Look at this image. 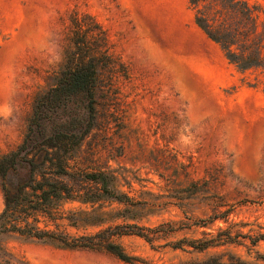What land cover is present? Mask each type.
I'll use <instances>...</instances> for the list:
<instances>
[{"label": "rangeland", "instance_id": "1", "mask_svg": "<svg viewBox=\"0 0 264 264\" xmlns=\"http://www.w3.org/2000/svg\"><path fill=\"white\" fill-rule=\"evenodd\" d=\"M75 13L91 16L106 31L128 75L119 76L111 91L103 78L99 122L69 165L114 172L121 190L148 202L151 211L140 224L170 228L152 243L138 236L118 242L151 264L212 254L226 260L228 252L264 264V240L252 245L247 237L264 233V71L241 72L228 63L195 25L186 0H0V154L21 143L35 97L55 82ZM191 183L203 184L207 193L190 195ZM217 195L218 208L228 214L210 220ZM3 206L0 190V212ZM114 206L106 203L103 210ZM63 209L91 208L66 202ZM108 224L67 229L92 234ZM223 230L240 234L239 243L214 242L203 252L174 247L181 239H216ZM0 239L29 264H127L105 251L69 250L16 235Z\"/></svg>", "mask_w": 264, "mask_h": 264}, {"label": "trees", "instance_id": "2", "mask_svg": "<svg viewBox=\"0 0 264 264\" xmlns=\"http://www.w3.org/2000/svg\"><path fill=\"white\" fill-rule=\"evenodd\" d=\"M193 21L204 35L218 45L228 63L238 71H264V2L246 0H186ZM73 35L64 51V63L55 82L35 97L32 115L21 143L0 154V237L19 236L69 250L105 251L127 264H151L125 251L122 236H138L146 242L166 236L168 223L155 227L140 224L151 210L148 202L134 200L120 189L112 171L72 170L69 161L81 140L98 124V95L123 75L126 66L112 53L106 31L91 16L73 14ZM87 21H85V19ZM120 68V69H119ZM203 184L201 185V187ZM191 183L190 195L206 190ZM210 220L224 218L222 198L215 196ZM66 202L89 205L90 210H64ZM115 204L109 211L105 204ZM106 227L92 234L75 235L68 227ZM240 234L220 231L216 239H181L197 252L216 244L237 242ZM245 237V236H243ZM252 245L264 240V233L247 236ZM209 255L201 261L178 264H249L231 253ZM0 264H29L8 251L0 239Z\"/></svg>", "mask_w": 264, "mask_h": 264}]
</instances>
